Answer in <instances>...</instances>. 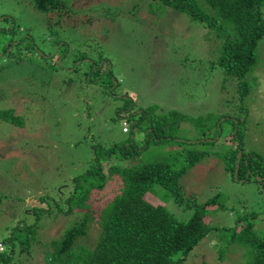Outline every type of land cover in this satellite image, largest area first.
Instances as JSON below:
<instances>
[{
  "label": "rangeland",
  "instance_id": "1",
  "mask_svg": "<svg viewBox=\"0 0 264 264\" xmlns=\"http://www.w3.org/2000/svg\"><path fill=\"white\" fill-rule=\"evenodd\" d=\"M117 2L72 0L59 14L36 9L32 0H0V109L14 104L15 115L23 116L31 128L23 137L18 127L0 123V140L6 142L0 147L9 146L8 154L0 155V251L7 247L15 262L53 264L47 254L51 250L43 244L59 238L72 218H36L33 208L45 207L44 195L51 196L85 170L93 146L120 142L130 130L142 141L148 120L140 122V112L151 106L157 114L176 110L183 117L169 118L178 119L175 129L166 128L176 138L150 144L134 165L166 161L178 169L188 163V149L207 153L179 178L177 200L182 203L157 184L147 200L187 220L194 202L213 198L207 223L244 228L264 238V182L244 173L243 165L242 172L232 175L223 159L232 122L241 121L243 152L256 154L264 166V38L258 63L245 76V94L224 74L218 64L219 42L201 22L152 0L122 10V18L103 17L102 8L121 6ZM85 16L99 20L106 39L92 34L94 24L81 25L79 18ZM58 17L61 24L51 19ZM82 55L91 58L83 60ZM100 56L110 64L112 83L105 75L108 65L100 71L92 66ZM203 136L218 140L209 143L214 139ZM181 140L187 143H177ZM36 219L39 242L32 239L35 229L27 232L24 227ZM224 231H210L182 264H243L250 255L248 244L220 237L226 236ZM98 233L90 225L78 242L92 246Z\"/></svg>",
  "mask_w": 264,
  "mask_h": 264
},
{
  "label": "trees",
  "instance_id": "2",
  "mask_svg": "<svg viewBox=\"0 0 264 264\" xmlns=\"http://www.w3.org/2000/svg\"><path fill=\"white\" fill-rule=\"evenodd\" d=\"M32 1L36 9L44 13L59 10L61 14L66 3L72 0ZM130 1L132 0H118L117 3L121 6L114 9H111L110 5L104 7L100 4L99 7H104L103 17L109 19L110 14H116V17L122 18V10L131 7L134 9L139 3L142 6V0H133L131 7L127 5ZM155 1L169 11L188 15L191 20L201 22L212 31L219 42L218 64L225 75L231 76L228 79L232 78L235 83L238 82L236 88L246 94L249 85L245 76L257 65L259 46L264 38V0H152ZM124 5L125 9L122 8ZM92 10L97 8L92 7ZM51 19L60 24L62 22L59 17ZM79 19L83 26L84 23L94 24L90 31H93L95 37L107 38V33L99 32V29H102L97 24L99 20L95 22L90 16ZM85 57L88 56L82 55L81 58L84 60ZM100 62L102 65H99ZM105 64L108 65L105 75L109 84L112 83L109 79L112 74L108 61L100 56L92 66L102 70ZM13 105L0 109V123H10L18 127L24 137L31 128L27 126L23 116L15 115ZM155 110L156 107L151 106L150 110L140 112V122L146 118L148 120V124L143 127L145 133L142 135V141H137L130 130L129 136L120 142L109 146H93L85 170L73 176L51 196L44 195L41 200L46 204L45 207L33 208L36 218L52 214L72 218V223L61 231L59 238L43 244L48 245L51 250L47 252L49 261L53 264H182L188 253L200 245L210 231L225 230L226 236L220 234V237L229 241L238 239L248 244L250 255L246 256L243 264H264V238L244 228L235 230L206 222L209 211L207 207L215 206L213 198L201 204L194 202L193 213L187 220L176 218L165 205L147 200V192L154 184L165 188L177 200L181 191L179 178L199 157L207 153L206 150L197 153L188 149L192 151L188 163L178 169L172 168L166 161L134 165L133 161L147 150L150 144H163L164 141L176 138L166 133V128L170 126L175 129L173 124L178 119L170 121L169 118L182 114L176 110L157 114ZM226 119L233 120L231 117ZM240 122H232L234 129L228 135L229 147L223 154L225 168L233 175L237 152L241 151L239 173L249 171L254 178L259 176L264 181L263 162L256 154L243 152L241 137L244 130ZM202 138L206 141L213 138L214 141H208L209 143L218 140L215 137ZM1 140L0 142H5ZM177 143L187 142L181 140ZM195 143L198 142L190 144ZM7 146L1 145L0 155L8 154ZM241 165L244 166L242 171ZM177 201L182 203L183 199L179 198ZM219 207L220 205L215 209ZM90 225L99 229L98 238L92 246L78 242V239L87 236ZM37 226V219L32 224L24 225L26 231L28 228L30 232L35 229L32 237L34 242H39L35 238ZM2 242L5 245L4 241ZM6 248L0 251V264H21V261L15 262L11 254L7 255ZM28 250L26 251L29 252Z\"/></svg>",
  "mask_w": 264,
  "mask_h": 264
},
{
  "label": "water",
  "instance_id": "3",
  "mask_svg": "<svg viewBox=\"0 0 264 264\" xmlns=\"http://www.w3.org/2000/svg\"><path fill=\"white\" fill-rule=\"evenodd\" d=\"M240 156H241V153H240V151L238 152V156H237V160H236V167H235V173H236V175L235 176H237V171H238V168H239V163H240ZM258 180H259V178H258ZM263 188H264V186H263Z\"/></svg>",
  "mask_w": 264,
  "mask_h": 264
},
{
  "label": "clouds",
  "instance_id": "4",
  "mask_svg": "<svg viewBox=\"0 0 264 264\" xmlns=\"http://www.w3.org/2000/svg\"><path fill=\"white\" fill-rule=\"evenodd\" d=\"M132 125V124H131ZM240 164V163H239ZM238 171H239V168H238ZM238 171H237V173H238ZM249 174L251 173V172H249V171H247ZM258 178H261V177H259V176H257V181H260V182H264L263 180H258ZM264 186V184L262 185V187ZM264 189V188H263Z\"/></svg>",
  "mask_w": 264,
  "mask_h": 264
}]
</instances>
